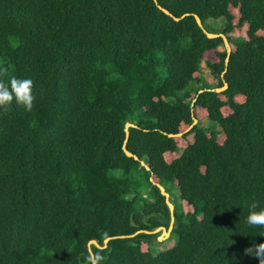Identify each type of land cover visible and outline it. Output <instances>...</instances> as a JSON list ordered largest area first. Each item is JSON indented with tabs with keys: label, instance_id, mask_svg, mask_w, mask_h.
<instances>
[{
	"label": "trees",
	"instance_id": "trees-1",
	"mask_svg": "<svg viewBox=\"0 0 264 264\" xmlns=\"http://www.w3.org/2000/svg\"><path fill=\"white\" fill-rule=\"evenodd\" d=\"M3 69L35 100L0 110V264H259L245 248L264 228L245 220L264 203V0H0ZM150 178L181 200L157 253L156 233L117 237L169 226Z\"/></svg>",
	"mask_w": 264,
	"mask_h": 264
},
{
	"label": "clouds",
	"instance_id": "clouds-1",
	"mask_svg": "<svg viewBox=\"0 0 264 264\" xmlns=\"http://www.w3.org/2000/svg\"><path fill=\"white\" fill-rule=\"evenodd\" d=\"M5 72L6 69L0 70V110L6 112L13 101L17 104L23 105L25 109L31 110L35 100L32 93L33 81L29 78H17L15 76H12L5 81L3 76V73ZM154 182L156 181L154 180ZM245 223L250 228H264V203L254 202L250 205ZM245 253L256 257L259 260V264H264V242L258 244L253 243L250 247L245 248ZM85 260L86 264H101L104 257L97 252L95 253L94 258L93 256H86Z\"/></svg>",
	"mask_w": 264,
	"mask_h": 264
},
{
	"label": "water",
	"instance_id": "water-1",
	"mask_svg": "<svg viewBox=\"0 0 264 264\" xmlns=\"http://www.w3.org/2000/svg\"><path fill=\"white\" fill-rule=\"evenodd\" d=\"M154 1L156 2V0H154ZM157 6H158V8H160L165 14H168V15L172 16L175 20H178V19H179L178 17L172 15L167 9L162 8L160 5H157ZM182 16H184V15H182ZM194 17H195V20H196L197 24H198L200 27H202L201 20H200L199 16H198L197 14H194ZM203 31L206 33V35H207L208 37H218V36L222 37V40H223V43H224V46H225V49H226V52H227V57L225 58V63L227 64V63H228V56H229V53H230V45H229V43H228V40H227L226 36H225L223 33H211V32H208V31H207L206 29H204V28H203ZM225 88H227V83H226V82H224V84H223L221 87H217V88H215L214 90H215V91H222V90H224ZM196 122H197V119L194 117V118H193V123H192L191 125H189L188 128H187L185 131H188L190 128H192V126H193L194 124H196ZM130 126H134V124H132V123H130V122H126V123H125L124 132H125V136H126V138H125L124 143H123V145H122V149H123L124 153H125L127 156H131V157H133L134 159H138V157H137L135 154L131 153V152H130L129 150H127V148H126V142H127L128 136H129L128 128H129ZM185 131H183V132H185ZM183 132H179V133H175V134H168V135H169V136H179V135H181ZM140 163H141L142 165H144L145 168L149 169V167L145 164V162H143L142 160H140ZM150 180H151L154 184L157 185V187H158L159 190H160V193L165 197V202H166V204H167V206H168V208H169V211H170V223H169V226H168L167 228H165L164 226H159V227H156L153 231L138 230V231H136L134 234H131V235H120V236H117V237H130V236H133V235H135L136 233L141 232V231H144V232H146V233H155V232L158 231V230H161V231H160V234H159L158 237H157L159 240H161L160 238L163 239V238L169 236V234H170V232H171V230H172V228H173V222H174V214H173V210H174V206H173V204L169 201V199H168L169 195H168V193L165 191L164 187H163L162 185H160L159 183L154 182V180H153L152 178H150ZM110 238H111V237H107V238H105V239H104V243H106ZM88 244H89V245H90V244H94L96 247H99V248H103V247H105V245H104V246H100L99 243H98L96 240H94V239L90 240V241L88 242ZM90 253H91V256H93L92 252H90ZM93 258H94V256H93Z\"/></svg>",
	"mask_w": 264,
	"mask_h": 264
},
{
	"label": "rangeland",
	"instance_id": "rangeland-1",
	"mask_svg": "<svg viewBox=\"0 0 264 264\" xmlns=\"http://www.w3.org/2000/svg\"><path fill=\"white\" fill-rule=\"evenodd\" d=\"M234 7L231 6L230 7V10H232ZM237 15H235V19L233 21V23L235 24L234 25V30H233V34L234 35H245L246 34V28H247V25H244L242 28L238 27L237 26ZM206 26L207 29H210L212 25L211 21L210 20H207L204 24ZM215 25L217 28L221 29V26H222V21L219 20L218 22L216 21L215 22ZM207 59H216L211 53L210 54H207V57H205ZM204 60H202V63H201V72H202V75L203 77L209 82V83H212V84H215L216 82H218L210 73V71L208 70L207 66H206V63L203 62ZM200 116H204L203 113H199ZM199 123L205 127H214L215 123L210 121L207 117H203L199 120ZM217 128V127H216ZM187 141H189V137H187L183 143V145H185V143H187ZM182 144V143H181ZM174 156V154H165V157L167 158V160L171 159L172 157ZM144 162V161H143ZM156 181V180H155ZM165 187L167 188V192H168V195H169V198L174 201V204L175 205H178L181 203V200L179 199L178 197V191H177V188L175 186H171L169 183H165ZM183 204V203H182ZM184 206L182 207L184 210H187L188 209V206L184 203L183 204ZM160 231L161 230H158L156 231L155 233L156 234H160ZM161 240H158V242H156L154 245H153V252L154 253H157L158 251L160 250H163V249H166V248H169L170 246L173 245L174 243V239L172 237L168 238V237H165V238H160ZM145 244H143V248H145Z\"/></svg>",
	"mask_w": 264,
	"mask_h": 264
}]
</instances>
